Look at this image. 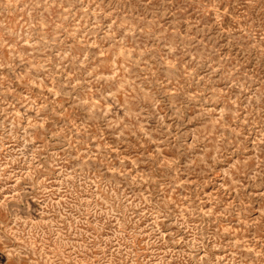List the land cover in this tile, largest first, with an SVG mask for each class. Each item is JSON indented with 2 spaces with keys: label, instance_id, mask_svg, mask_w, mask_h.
Here are the masks:
<instances>
[{
  "label": "rangeland",
  "instance_id": "1",
  "mask_svg": "<svg viewBox=\"0 0 264 264\" xmlns=\"http://www.w3.org/2000/svg\"><path fill=\"white\" fill-rule=\"evenodd\" d=\"M0 264H264V0H0Z\"/></svg>",
  "mask_w": 264,
  "mask_h": 264
}]
</instances>
